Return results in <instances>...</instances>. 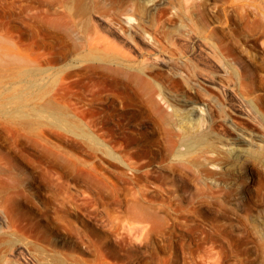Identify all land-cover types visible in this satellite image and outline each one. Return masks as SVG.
Segmentation results:
<instances>
[{"label": "bare ground", "instance_id": "1", "mask_svg": "<svg viewBox=\"0 0 264 264\" xmlns=\"http://www.w3.org/2000/svg\"><path fill=\"white\" fill-rule=\"evenodd\" d=\"M132 1L130 10L123 13L125 21L130 23L128 34L131 35L130 39L126 37L125 40L139 53L140 57L136 60L117 57L121 64L111 72L108 89L96 83L89 97L79 99L74 104V108L72 105L79 125L72 122L74 119L67 120L62 115L61 107L54 104L53 100L45 104L49 112L47 119L51 124L78 137V141L75 140L77 142L72 140L78 148H87L91 151L93 166L82 173L76 164L77 161L73 158L71 162L65 163L73 184L72 187H66L69 190L66 196L60 195V185L50 186L53 197L59 200L56 207L51 206L52 214L46 211L39 219L28 212L21 215L8 210L5 214L0 212V264H172L171 260L167 261L163 258L130 259L132 257L130 253L140 248L146 250L153 238L164 243L176 229L188 228L191 217L201 216L202 210L215 212L216 217L223 222L234 220V215H230L225 205L222 206L224 201L221 204V199L216 197L218 190L209 191L210 187L206 183L205 186L199 187V199L190 203L186 184L190 182L191 177L193 178L194 173L198 172L197 175L206 180L212 178L214 174L210 170L206 172V167L218 166L220 169H227L226 166L219 165L221 160L216 157V154L223 153L221 156L229 162L241 157L245 158H241L245 160L243 163L252 162L250 165L247 163L248 168L245 170L251 175V183L253 177L258 174L263 175L264 172L254 163L261 157L264 146L258 143L257 147L260 146V149L256 148L257 140L253 138V134L237 127L232 117L233 113L251 115L252 111L245 105V101L254 108L255 112L263 115L254 102V98L259 96L251 97L253 90L250 88L241 90L243 86L239 81L236 82L240 75L238 68L231 63L233 61L228 60L229 57L225 51L227 48L223 47L222 39L217 37V32L225 33L228 22L236 16L233 14L234 11L226 9L228 5L225 6V3H236L240 5L238 8H241V16H251L253 22H250L254 23L258 33L255 38L264 51V0H190L191 20L197 26L196 29L199 27L198 29H201L200 32L204 35L199 38L190 37V55L179 45L177 37H167L166 40L160 31L162 36L159 35L166 40V43L168 41L175 46V49L167 50L158 38L151 36L148 32V29L155 24L149 17L159 7L158 3H162L163 0ZM88 6L90 10V5ZM88 6L86 7L85 0H62V3L60 0H0V18L4 20L7 17L6 8L11 7L17 10L15 13L19 15L15 19L22 20L28 30L33 29L42 19L53 22L60 20L62 28L63 22L66 24L63 19L67 12L71 14L70 17L79 14L82 16V12L84 13ZM232 7L234 10L235 6L232 5ZM67 19H69L68 15ZM121 19L105 20L110 33L122 36ZM65 29L66 26L62 28V31ZM253 31L256 32L255 28ZM17 32L20 33V30L17 29ZM188 32L187 34L191 33ZM148 34L149 38H145ZM99 35L100 39L101 33ZM105 37L101 41L109 47H115V40L113 39L114 42H112ZM138 41L148 45L150 49L142 53L137 48ZM202 54H205L207 58ZM180 59H182L181 62H179ZM157 67L166 70L168 76L161 79L155 73ZM173 76H178L179 80ZM200 82L209 89L204 93L206 100L197 97V87ZM211 89L219 91L225 97L226 104L222 103ZM241 97L244 98V102ZM22 100L23 94L18 93L16 104ZM15 121L21 129L33 135L37 144L48 147L44 151L48 153L47 157L53 164L66 158L64 152L49 145V139L44 130L36 131L38 124L48 123L47 121L31 118L25 112H18ZM222 121L230 123L232 136H223L216 131L222 126ZM63 136V133L58 134L59 139ZM238 144L246 145L247 148L242 149ZM42 147L40 149H43ZM217 149L218 153L209 155ZM233 165L236 166V164ZM0 169L3 171L5 168ZM103 170L109 173V180L105 178ZM190 170L197 171H193L192 174ZM9 174L10 170L7 175ZM9 176L11 177V174ZM202 177L199 180H202ZM216 181L211 183L210 180V184L217 187ZM80 187L84 190L79 189ZM251 187V184H245L241 189L250 194ZM104 189L109 190L113 195L115 204L118 203L122 194L127 197L128 202L133 201V204L127 207V213L123 215V218L117 214L118 208L115 206L111 209L113 214L107 211L104 217L98 216L94 192ZM23 194L24 192L21 198ZM13 195L15 196V193ZM155 202L156 205H153ZM5 207L3 206L2 209L4 210ZM80 210L85 212L90 218L89 221L99 231L91 227L83 228L85 224H82L81 219L76 216V212ZM66 232L69 236L63 237L62 233ZM245 235L242 243L249 244L254 241V239L250 240L247 234ZM256 237L261 238L258 234ZM262 240L264 236L261 242ZM223 241L227 245L230 244L225 238ZM63 242L68 243V249L65 251H62L65 247ZM214 243L211 242L209 249L206 250L207 258L211 262L215 261V256L220 255ZM222 248L223 246L220 250ZM195 251L190 249L187 255L193 262L198 263L197 261L202 260L204 255ZM34 253L35 256H32L31 254L34 255ZM83 254L91 255L92 258L84 259ZM118 255L125 256L126 259L128 257L130 261L127 263L112 261V259H118ZM183 260L186 262V259L183 258Z\"/></svg>", "mask_w": 264, "mask_h": 264}, {"label": "rangeland", "instance_id": "2", "mask_svg": "<svg viewBox=\"0 0 264 264\" xmlns=\"http://www.w3.org/2000/svg\"><path fill=\"white\" fill-rule=\"evenodd\" d=\"M60 2L62 3V0ZM85 2L86 7L90 5V10L88 6V9L86 8V11L82 12V16L79 14L78 16L70 17L71 14L69 12L65 14V19L63 20L66 21V24L62 20V28L66 26L64 31H62L60 20L53 22L46 19L38 21L39 23L33 29L28 30L22 20L15 19L19 15L15 13L17 10L11 7L6 8L7 17L4 20L0 18V168H5L3 171L0 169V177L2 176L0 178V207L6 206L4 210L2 207V210L0 209V212L3 214L8 213L7 210L9 212L14 211L17 215L28 212L39 219L42 218V213L46 211L52 214L51 206L56 207L59 200L53 197L54 195L51 192L50 186L60 185V195L66 196L69 191L66 187H72L73 184L71 175L65 168V163L71 162V158H73L77 161L76 164L82 173L93 166L91 151L87 148L80 149L77 145L73 144L78 141V137L54 127L47 119L49 112L45 104L53 100L54 104L61 107L62 115L67 120L72 121L74 119L72 122L79 125V122L76 121L77 117L74 115V104L79 99L89 97L92 92L91 89H95L96 83L108 89L111 72L120 66L121 57H125L128 60H136L137 57H140L139 53L125 40L126 37L130 39L131 35L128 34V24L130 23L125 21L123 13L130 10L129 8L133 1L85 0ZM158 4L159 7L149 17V19L154 20L155 24L148 29V32L151 36L158 38L167 50L175 49L174 45H171L168 41L166 43L167 37H177L179 45L190 55V37L199 38L204 36L203 32H200L201 29L199 30V27L196 29L197 26L191 20L190 0H163L162 3ZM226 5H228L226 9L234 11L233 14L236 16L232 18L233 21L231 20L227 24V29H229L226 30L229 33L226 30L225 33L218 31L217 37L222 39L223 47L227 48L225 51L229 57L228 60L230 62L233 61L231 63L238 68L240 75L236 82L239 81L243 86L241 90L252 89L253 93L251 97L259 96L254 98V102L258 110L263 112V115L255 112L254 108L249 106L248 102H244V98L241 97L245 105L248 108L250 107L249 109L252 113L250 116L233 113L232 117L236 121L237 127L253 134V138L257 140L255 147L259 148L260 146L257 147L258 143L264 146V51L260 42L255 38L258 33L254 23L251 24L253 22L251 21V16H241V8H238L240 5L236 3L227 2L225 3ZM232 5L235 6L234 10ZM172 13L174 14L172 15ZM67 15L69 19H67ZM118 19H121L123 23L122 36L110 33L105 23V20L117 21ZM254 28L256 32L253 31ZM17 29L20 30V33L17 32ZM160 31H162L161 33L166 40L161 37ZM164 31L166 33L168 31L169 34H165ZM99 32L101 33L100 39L98 37ZM187 32L190 34H187ZM253 32H255V35H253ZM180 35L181 37H178ZM104 36L112 42L115 40V47H109L105 42H102L101 39ZM145 38H149V34ZM138 43L139 46L137 48L142 53H146L150 49L148 45L140 41ZM202 56L207 58L205 54H202ZM230 58L233 59L231 60ZM155 73L161 79L168 76V72L159 67L155 68ZM173 77L179 80L178 76ZM207 89L208 87L203 82H200V85L197 87V97L201 100H206L204 93ZM211 92L222 103L226 104L225 97L219 91L211 89ZM18 93L23 94V100L19 104H16ZM63 106L65 107L64 109ZM65 110L67 111L65 112ZM18 112H25L31 118L48 122H41V125L38 124L36 131L44 130L47 139H49V145H53L55 149L64 152L66 156L65 160L62 159L57 164H53L47 157L48 153L44 151L48 147H42L40 143L37 144L32 134L17 125L15 120ZM229 112L231 111L229 110ZM225 122L222 121V126L218 127L216 131L223 136L228 135L230 137L232 136V127H230V123ZM60 133H63L64 136L59 139L58 134ZM238 146L242 149L247 148L243 144H238ZM41 147L43 149H40ZM262 150L261 157L259 158L260 162L258 160L254 164L258 165L264 172V149ZM214 152L218 153L219 150L217 149L213 153H209V155L215 154ZM221 155L223 153L216 154V157H219L221 160L219 165L222 164L221 166H226L227 169H220L218 166L206 167V172L209 170L214 172L212 178H207L206 180L202 176V180H199L201 177L197 175V170H190V173L193 174V171L196 173L192 175L193 178L191 177L186 187L189 192L190 203L196 202L199 199V187L205 186V183L210 187L209 191L218 190L219 193L217 191L216 197L221 199V204L224 201L222 206L224 207L225 205V208H228L227 211H230V215H234V220H225L223 222L216 217L215 212L202 210L201 216L191 217L188 228L176 229L175 232L168 236L164 243L159 242L157 238H153L152 243L146 250L144 248L139 249L138 247L139 250H132L130 253L132 257L130 259L136 258L141 260L140 258L143 259V257H147V259L153 257L154 260L160 258L167 261L171 260L172 264H205L210 261L207 258L208 254H206V250L207 248L209 249L211 242H215V249L219 251L220 255H217L218 257L215 256L214 262L210 261L207 264H264V240H262L263 244L261 242L264 236V173L263 175L258 174L253 177L251 183V175L246 173L245 170L248 168L247 163L250 165L252 162L246 161L243 163L245 160L243 161L242 159L245 158L242 157V159L238 158L229 162V160ZM229 163L230 166H228ZM233 164H236V166ZM9 170L11 177L9 176L10 174L7 175ZM103 173L104 176L106 175L105 178L109 180V173L106 170H103ZM58 176L59 178H57ZM196 180H199V184L202 181L201 186ZM210 180L211 183H214V180L218 182L217 187L214 184L212 186ZM224 183L226 184L224 185ZM243 184H251L250 194L242 190L244 188ZM21 189L24 192L22 198L21 194L23 192L21 193ZM79 189L84 190L83 187ZM14 193L15 196L13 195ZM94 193L97 199L96 206L99 217H104L107 211L111 213L112 207L115 206V208H118L117 214L123 218V215L125 216L127 213V207L133 204V201L128 202L127 197L123 194L120 195L118 203L115 204L113 195L107 189ZM16 196H19L21 201L20 198H15ZM24 197L28 198L29 201L25 200ZM11 199L13 200L10 201ZM153 205H156V202ZM76 216L78 219H81L82 224H85L84 229L91 227L99 231L82 210L76 212ZM206 223L209 224L206 225ZM256 225L260 227L257 228ZM262 231L263 234L261 235ZM256 233L261 238L256 237ZM245 234L249 236L250 240L253 241L254 239V241L249 244L242 243L245 240ZM66 235L69 236L67 232L62 233L63 237ZM224 238L230 242L229 245L225 244ZM67 244H64L65 247L62 251L68 249ZM221 246L223 248L220 250ZM190 249L196 250L195 252L199 251L205 257L203 256L202 260L197 261L198 263L193 262L187 255ZM31 255L35 256V253ZM141 255L143 256L141 257ZM82 257L84 259L92 258L91 255L87 254H83ZM117 257L118 259H112V261L117 263H127L130 261L125 256L118 255ZM183 258L186 259V262L182 261Z\"/></svg>", "mask_w": 264, "mask_h": 264}]
</instances>
